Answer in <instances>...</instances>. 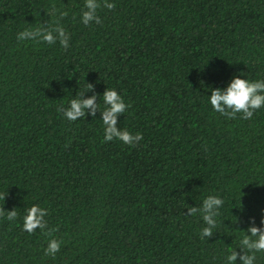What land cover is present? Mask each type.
<instances>
[{
  "label": "trees",
  "instance_id": "16d2710c",
  "mask_svg": "<svg viewBox=\"0 0 264 264\" xmlns=\"http://www.w3.org/2000/svg\"><path fill=\"white\" fill-rule=\"evenodd\" d=\"M112 2L83 25V0H0V209L17 212L0 216V264H226L264 215V108L227 118L208 95L233 75L264 78V0ZM45 21L69 48L17 39ZM85 82L122 95L117 127L142 134L135 147L103 142L99 112L64 119ZM207 195L224 205L201 240L186 208ZM32 205L46 227L28 233Z\"/></svg>",
  "mask_w": 264,
  "mask_h": 264
},
{
  "label": "clouds",
  "instance_id": "9594fccd",
  "mask_svg": "<svg viewBox=\"0 0 264 264\" xmlns=\"http://www.w3.org/2000/svg\"><path fill=\"white\" fill-rule=\"evenodd\" d=\"M102 7L111 10L115 4L112 0H83L78 14L80 23L83 25L100 24L101 17L98 10ZM51 12L60 18L67 15L66 10L55 6L52 7ZM75 16L76 14H74V18ZM17 39L20 41L34 40L48 45H55L58 41L64 49L70 46V38L65 28L59 23L49 25L46 21L40 22L35 28H25L18 32ZM242 76L233 75L225 87L210 90L208 103L215 112L227 118H235L239 114L242 119H251L254 112L264 108V78L252 80L244 76L241 78ZM86 92L92 94L86 96ZM128 108L129 105L115 88L106 87L100 95L95 92L92 83L85 82L83 89L79 88L75 96L71 95L67 106L63 107L62 115L65 120L74 122L80 118L85 119L86 114L95 119L97 112H99L101 117L99 120L103 126V142H110L115 139L124 145L135 147L141 141L142 134L140 132L132 133L117 127L118 117L125 113ZM186 195H191V193ZM223 205L224 200L219 195H207L202 199L199 207L188 206L186 208L188 216L197 212L201 215L204 224L199 231L201 240L213 236V229L219 223L218 217ZM238 208L243 210L241 201ZM261 211L264 213V209ZM46 212L45 208L32 205L23 216V229L28 233H33L37 229L44 230ZM0 216H4L9 222H13L17 219V212L15 208L10 211L0 209ZM248 225L239 239V253L233 251L227 255L226 264H237L238 256L239 264H256L257 254L264 253V215L261 217L260 226L256 225L254 217H249ZM60 247V241L55 238L50 239L44 249L45 255L54 257L60 251Z\"/></svg>",
  "mask_w": 264,
  "mask_h": 264
}]
</instances>
